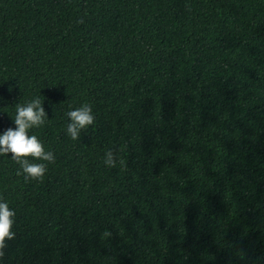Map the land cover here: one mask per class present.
I'll return each mask as SVG.
<instances>
[{"label":"trees","instance_id":"16d2710c","mask_svg":"<svg viewBox=\"0 0 264 264\" xmlns=\"http://www.w3.org/2000/svg\"><path fill=\"white\" fill-rule=\"evenodd\" d=\"M37 96L55 161L0 156V264H264V0H0V134Z\"/></svg>","mask_w":264,"mask_h":264},{"label":"clouds","instance_id":"9594fccd","mask_svg":"<svg viewBox=\"0 0 264 264\" xmlns=\"http://www.w3.org/2000/svg\"><path fill=\"white\" fill-rule=\"evenodd\" d=\"M42 102L43 100L37 96L30 101L16 104L13 119L15 128L9 127L0 134V156L11 153V159L16 161L21 169L17 175L23 174L25 179L37 181L43 179L47 172V164L31 162L28 158L47 163L55 161L54 153L46 151L36 135L29 134L30 129L44 125L47 120ZM66 116L68 118L66 133L72 140H77L81 130L95 122L92 107L88 103L66 112ZM104 164L111 168L117 166V156L111 148L104 153ZM119 164L123 165L124 161L119 160ZM15 215V211L9 208L7 202L0 201V260L5 257L6 249L9 247L8 241L15 239L16 233L13 231ZM105 235L109 233L105 232Z\"/></svg>","mask_w":264,"mask_h":264}]
</instances>
